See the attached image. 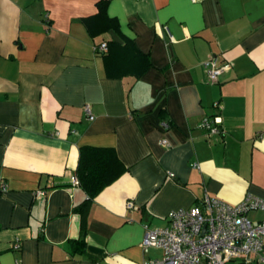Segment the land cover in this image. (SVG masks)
<instances>
[{"label":"crops","instance_id":"obj_1","mask_svg":"<svg viewBox=\"0 0 264 264\" xmlns=\"http://www.w3.org/2000/svg\"><path fill=\"white\" fill-rule=\"evenodd\" d=\"M83 146L125 167L91 199ZM1 184L0 264H141L171 210L264 198V0H0Z\"/></svg>","mask_w":264,"mask_h":264},{"label":"built area","instance_id":"obj_2","mask_svg":"<svg viewBox=\"0 0 264 264\" xmlns=\"http://www.w3.org/2000/svg\"><path fill=\"white\" fill-rule=\"evenodd\" d=\"M195 1V0H192ZM98 52L107 49V43L101 42L94 46ZM210 82L217 81L228 63H219L216 57H209L203 62ZM215 107L221 108L218 103ZM85 113L93 119L89 106ZM220 116L205 117L200 126L208 134L221 133ZM168 145L167 139L161 141ZM72 184L79 185L77 177ZM6 190L4 184L0 191ZM38 190L36 195H44ZM127 209H133L134 203L126 202ZM260 210L259 219H251L248 213ZM168 225L150 228L144 225L141 242L146 252L149 248L161 250L159 258L145 259L141 264H249L254 258L264 262V198L247 193L237 204H230L205 193L200 205L171 210ZM203 231V233H202ZM19 245L16 244L15 248Z\"/></svg>","mask_w":264,"mask_h":264},{"label":"trees","instance_id":"obj_3","mask_svg":"<svg viewBox=\"0 0 264 264\" xmlns=\"http://www.w3.org/2000/svg\"><path fill=\"white\" fill-rule=\"evenodd\" d=\"M106 30L117 29L113 22H106ZM112 41H109V45ZM127 42L124 41V44ZM107 50L109 46L107 43ZM105 52H102L104 54ZM125 167L113 148L83 146L80 148L79 163L76 169L79 186L85 191L88 199L95 197L103 188L112 183ZM87 202V201H86ZM81 245L82 240L76 241ZM81 251L82 248L77 247Z\"/></svg>","mask_w":264,"mask_h":264},{"label":"water","instance_id":"obj_4","mask_svg":"<svg viewBox=\"0 0 264 264\" xmlns=\"http://www.w3.org/2000/svg\"><path fill=\"white\" fill-rule=\"evenodd\" d=\"M109 33H110V35L114 41L121 42L119 36L113 30H111ZM202 233H203V231H202Z\"/></svg>","mask_w":264,"mask_h":264},{"label":"rangeland","instance_id":"obj_5","mask_svg":"<svg viewBox=\"0 0 264 264\" xmlns=\"http://www.w3.org/2000/svg\"><path fill=\"white\" fill-rule=\"evenodd\" d=\"M251 215V217H252V213L250 214ZM262 216V215H261Z\"/></svg>","mask_w":264,"mask_h":264}]
</instances>
